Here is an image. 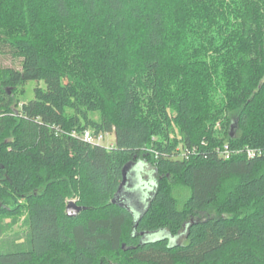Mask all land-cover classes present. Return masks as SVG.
Listing matches in <instances>:
<instances>
[{
    "label": "trees",
    "instance_id": "1",
    "mask_svg": "<svg viewBox=\"0 0 264 264\" xmlns=\"http://www.w3.org/2000/svg\"><path fill=\"white\" fill-rule=\"evenodd\" d=\"M139 6L0 0V55L21 64L0 66V235L26 227L24 239L0 241V264H264V156L218 153L264 150V0ZM211 26L222 34L210 39L218 79L174 55L178 29L191 42ZM31 81L46 88L19 108L16 90ZM86 130L114 133L115 146L72 136ZM139 161L156 188L136 225L113 200L124 167ZM173 182L191 191L182 208ZM82 191L92 203L70 218L67 200ZM163 230L184 242L142 243V232Z\"/></svg>",
    "mask_w": 264,
    "mask_h": 264
},
{
    "label": "rangeland",
    "instance_id": "2",
    "mask_svg": "<svg viewBox=\"0 0 264 264\" xmlns=\"http://www.w3.org/2000/svg\"><path fill=\"white\" fill-rule=\"evenodd\" d=\"M128 2H136L138 5H140L139 7L142 9V11L146 10L145 5L147 4V0H127ZM227 4L230 5V10H232V7L234 5L235 0H225ZM133 7H135V5H132ZM131 8V7H130ZM203 25H205L206 27H209L208 25H206L205 23H203ZM216 26H219L218 24ZM201 27V26H199ZM188 27L185 28V30ZM218 27H213L211 26V29H203V30H199L198 32H196L194 30V33L192 35V37H190L191 42L189 41V39H184V36L187 35V32L184 31L185 30H177L176 35L174 36V46H175V53L176 54V64L177 66H184L186 67V69H191L193 70H204L205 67H209L211 68V70L209 71L210 76L214 77L216 75V78H219V73H215L216 71H218L219 69V62L222 61L220 55H217L215 53L216 48L212 47V43H210V39L214 38V35L217 36V38H220V36L222 34H220L221 32L217 30ZM188 31V30H186ZM208 31V32H207ZM220 32V33H218ZM176 40V41H175ZM0 66L1 67H5V68H15L17 70H21V64L20 61L14 60L11 56H4V55H0ZM193 80L198 83L201 84L203 82L204 77L200 76L198 73L193 74L192 75ZM185 80V79H184ZM189 80V79H188ZM187 80V81H188ZM206 80V79H205ZM186 81V80H185ZM41 87V88H46L45 85L43 83H39V82H35V81H31L28 82L20 87L17 88L16 93H15V100H16V105L21 108L24 104L29 103V101L33 100L35 98V89ZM219 95H223L222 92H218ZM91 118L99 121L100 120V113H93L91 114ZM102 137V142L100 145H103L105 147H107V149H111L112 147L115 146V134L114 133H108V134H101ZM171 139L173 141H175V143L177 144V148H178V152L182 153V148L180 146V141H181V135L178 131L177 128L173 129L172 132V136ZM183 157V156H182ZM143 177L144 179H154L153 176V172L149 169V168H145V171L143 173ZM140 182H143V179H140ZM139 182V183H140ZM141 184V183H140ZM172 192H173V196L177 199V201L179 202V207L182 208L184 206V204L186 203V201L189 199L190 195H191V191L184 187L183 185H181L180 183L177 182H173L172 184ZM84 192V191H82ZM78 193L76 197L74 198H70L67 200V203L69 204L70 202H75L76 204H83V203H88L91 204V200H87L86 196L88 193ZM214 213L210 212V213H206V214H202L200 215V217L202 218H209V217H214ZM86 216H82V219H85ZM1 219H3V221L5 222H10V217L8 216H3L1 217ZM20 235V237H22L24 239L25 235H26V227L24 225H22V222L15 226L13 229H6L5 232L3 233V235H0V241L6 239L7 237H9L10 235ZM165 237H169L171 239L172 242H175V240H173L169 233L167 231H161V232H157L154 233L152 235H150L148 237L149 240L151 241H156V240H160L162 238ZM184 242L183 239H180L179 242Z\"/></svg>",
    "mask_w": 264,
    "mask_h": 264
},
{
    "label": "water",
    "instance_id": "3",
    "mask_svg": "<svg viewBox=\"0 0 264 264\" xmlns=\"http://www.w3.org/2000/svg\"><path fill=\"white\" fill-rule=\"evenodd\" d=\"M145 168H147L146 164L141 161L131 162L127 164L123 169V180L113 200L114 204L120 205L121 207L131 212L136 220V225L142 218L143 214L147 211L149 201L151 199V194L156 188V183L154 180L144 179L143 173L145 171ZM140 179H143V182H140ZM85 210L86 208L78 206L75 202H70L67 206V214L70 218L79 216V214H81ZM157 232L161 231L142 232L140 234L142 237V243L144 244L159 241H151L148 239L150 235ZM170 237L175 240V242H177L181 238L172 236ZM123 249H126L125 244L123 245Z\"/></svg>",
    "mask_w": 264,
    "mask_h": 264
},
{
    "label": "built area",
    "instance_id": "4",
    "mask_svg": "<svg viewBox=\"0 0 264 264\" xmlns=\"http://www.w3.org/2000/svg\"><path fill=\"white\" fill-rule=\"evenodd\" d=\"M83 140L88 143H100L102 137H95L92 131H85L83 133ZM219 156L224 160H230L238 155H247L249 158H255L257 155L264 156V150H252L251 148H243L241 150H232L229 145H225L222 149H218ZM183 158L189 159L188 152L183 151Z\"/></svg>",
    "mask_w": 264,
    "mask_h": 264
},
{
    "label": "bare ground",
    "instance_id": "5",
    "mask_svg": "<svg viewBox=\"0 0 264 264\" xmlns=\"http://www.w3.org/2000/svg\"><path fill=\"white\" fill-rule=\"evenodd\" d=\"M86 131H91V130H86ZM84 132H85V131H84ZM84 132H83V133H84ZM83 133H82L80 136H78L77 134L73 133L72 136H74V137H80V139L83 140V138H82V137H83ZM94 136H95V135H94ZM95 137H101V135H98V136H95ZM102 140H103V139H102ZM102 140H101V142H102ZM83 141H84V140H83ZM84 142H86V141H84ZM101 142H100V143H89V144L100 145ZM86 143H88V142H86ZM106 148H107V147H106ZM182 156H183V154H182ZM182 156H181V157H182ZM119 187H120V186H119ZM67 206H68V205H67ZM66 213H67V209H66ZM67 215H68V214H67Z\"/></svg>",
    "mask_w": 264,
    "mask_h": 264
}]
</instances>
